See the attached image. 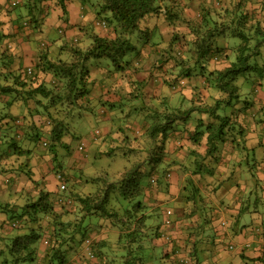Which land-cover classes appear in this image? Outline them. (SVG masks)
<instances>
[{
	"label": "trees",
	"instance_id": "16d2710c",
	"mask_svg": "<svg viewBox=\"0 0 264 264\" xmlns=\"http://www.w3.org/2000/svg\"><path fill=\"white\" fill-rule=\"evenodd\" d=\"M12 1L0 4V177L4 175L0 180V264H145L146 247L157 251L161 259L172 256V264H199L191 261L198 258L193 249L207 229L194 237L190 247L186 235L176 230L172 211H165L164 217L154 212L147 203L152 199L148 194L152 186L167 193L169 174L178 171L181 202L185 209L193 205L186 213L203 212V228H208L207 223L220 216L214 205L216 191L209 194L205 187L215 186L222 176L218 165L223 149L230 146L238 158L231 165L233 175L239 167L252 175L261 167L258 149L261 142L264 146V100L257 98L264 85L257 76L264 77V21L254 19L242 2L79 0V16L88 14L89 19L73 24L71 0ZM193 1L200 5L188 17L185 11ZM8 13L15 15L12 24L36 29V34L53 23L46 24L47 19L58 22L48 26L57 34L53 42L39 38L31 66H24L13 35L4 30L3 15ZM161 22L171 28L169 37L161 33ZM72 28L80 34L69 37L67 29ZM102 59L106 62L100 63ZM139 61L156 70L167 66L165 73L161 69L167 88L191 84L194 95L150 98L146 83L136 81V74L143 73ZM259 65L261 73H255ZM94 66L111 69L108 91L98 97L106 107L102 113L110 116V126L107 133L98 126L82 137L86 129L80 125L77 130L73 122L99 119L102 108L94 107ZM118 78L121 84L115 82ZM201 89L206 90L207 100ZM123 117L128 119L125 126L120 122ZM253 129L261 140L255 146ZM177 133L190 144L184 146L192 158L185 162L168 161L173 153L169 144ZM78 137L79 150L94 142L90 149L95 162L86 152L81 157L73 154L67 167L74 172L66 177L62 164L54 160L61 149L72 152L71 141ZM34 142L45 147V153L39 154L45 157L40 159L48 162L55 176L61 172L73 180L67 193L44 185L40 176L44 161L36 162L37 177L27 171L31 156L38 158L32 154ZM104 157L120 160L111 174L101 163ZM26 176L31 181L42 178L32 181L36 195L28 192V186L23 191L12 189L14 177ZM91 217L104 222L108 231L89 223ZM164 225H171L169 232L160 229ZM225 226L219 219L210 229L218 234ZM190 229L189 235L196 233L195 227ZM111 231L118 235L115 249L125 253L113 257L103 253L101 247L110 242ZM179 249L188 257L177 256Z\"/></svg>",
	"mask_w": 264,
	"mask_h": 264
},
{
	"label": "crops",
	"instance_id": "0c3cea01",
	"mask_svg": "<svg viewBox=\"0 0 264 264\" xmlns=\"http://www.w3.org/2000/svg\"><path fill=\"white\" fill-rule=\"evenodd\" d=\"M6 0H0V4L5 2ZM209 2L213 1L216 5H219L218 2L221 1V5H229L231 3L235 2H242V4L246 5V8L249 10L251 15L254 19H258L260 21H264V0H208ZM189 5L191 7L186 8V15L188 17H192L195 15V11L198 9V5H200L199 1H193L190 2ZM69 12H70V18L73 20V24L77 23H83L85 19H89L88 14H84V17L79 16L80 11H78V6L74 2L69 3ZM17 13V12H16ZM18 14V13H17ZM9 15V13H8ZM4 17V30L7 33H11L13 35V44H17L18 48L20 49V53L23 57V63L24 66H31L33 63L36 62V50L35 47L37 46V42L40 38V36H46L49 31L52 29L48 26L52 27L56 23V20L52 17L47 19V22H53L48 23V25L43 27V32L36 34V36L31 35L30 37L24 33L27 30L23 29V26H19L18 23H13L15 21V15L10 14L9 16ZM83 20V21H82ZM158 20V19H157ZM80 21V22H79ZM82 21V22H81ZM55 22V24H54ZM161 33H164L163 35L166 37H169V32H171V28L167 26V24L161 22L159 24ZM183 31H187L186 28L181 27L180 28ZM32 30V29H30ZM54 30V29H53ZM52 30V31H53ZM67 34L69 37L75 36L77 34V30L74 28L67 29ZM140 66L139 71H143V73L139 72V74H136V81H143V83H146L145 91L149 94L150 98L151 96L158 97H164L167 96L170 99H176L181 96H185L186 98H191L195 91L193 90V87L191 84H181L182 87H178L176 89H169L167 88V83H165V80L163 79L162 75L165 73L166 67L163 66L161 69H163V72L161 69L156 70L151 65H144L141 61L137 64ZM224 65V64H219ZM227 65V63H225ZM108 71V69L103 68L101 69V72ZM108 74V73H107ZM155 74V75H154ZM159 75V76H158ZM109 76V74H108ZM158 76V77H157ZM96 81L100 84V89L105 90L107 92V82L105 81L102 84V80L96 79ZM116 83L121 84V80L118 78L115 80ZM101 85L104 86V89L101 88ZM184 85V86H183ZM259 96L257 98L258 101L264 100V89L259 88ZM202 91V97L203 99H208V94L206 90L201 89ZM107 94V93H106ZM109 94H112L109 93ZM115 97V96H114ZM105 99V97H104ZM106 109V107L103 105V107L99 110L98 108V114L100 115L99 119L93 120L92 122H97L100 120L99 125L102 127L104 125V131L102 130V133H107L109 130V114H106L103 112V110ZM253 137H252V145L255 146L258 144V142H261V140L258 138L255 134V129H253ZM119 134V131L115 132V135ZM256 138V139H255ZM185 140H182V136L180 133H177L172 137L170 146V151L173 153L168 158V161H172L173 158L176 160H179L180 162H185L187 158H192V156L189 154L188 149L186 148L188 145V142H184ZM255 144V145H254ZM88 145L94 146V142L89 143ZM186 147H185V146ZM184 146V147H182ZM190 147V146H188ZM205 149L206 147L203 146ZM202 148V149H203ZM230 146H228L226 149H223L222 152V162L220 165H218V170L222 172V176H219L218 180H216V189L214 188L213 184L209 187H205V190L210 194L211 190L216 191L214 198V205L216 206L217 214H219V219L226 222V226L219 231V233L214 234V232L211 231L210 226H217L218 220L213 219L212 223H207L210 225L208 228H203V222H204V213L203 212H196L193 215H188L186 213V210H190L192 208V203H188L189 206L185 209V204L183 205L182 199L180 198V186H179V179H180V173L176 171L175 173L169 174L171 185L169 187V190L167 193L162 192L160 189H158L156 186H152L150 189V193L148 194L152 199L150 202H147L148 205H150L151 209L160 214L162 217L165 215V211L167 209H170L172 212H174L173 219L175 222L177 221L175 227L176 230L179 231V233H182V235H186L185 239L188 240L187 244L191 247L193 245L194 240L196 238V235L200 233V231H204V234L202 236V239L198 244H195L196 249H193L194 254L197 256L198 254V246L205 245H211L213 246V250L211 251L212 255L217 257H220V259L228 258L225 254L226 248L229 249V245L233 248L232 251L234 255L240 260V262H237L232 256L231 259L236 264H248L246 261L251 262L252 264H264V146L261 142V146H259V159L263 161V163L260 165L261 167L256 169L254 171V175H252L251 172L242 170L240 167L235 168L234 175L230 172L233 163L238 160V158L234 157L233 150H229ZM176 150V151H175ZM46 161V160H45ZM251 162H253V159H250ZM47 162V161H46ZM48 163V162H47ZM44 164V163H42ZM46 165V163H45ZM47 168H44L43 165L41 166V172L43 175V182L44 185L49 188L50 190H57L58 182L56 180L55 172L50 171L49 164L46 166ZM239 169L241 171L239 172ZM230 173L231 178H229ZM13 174V173H12ZM240 175V176H239ZM11 176V175H10ZM239 176V177H238ZM238 177V178H237ZM78 178V177H77ZM76 178V179H77ZM75 179V180H76ZM37 180V178H35ZM20 181H22V178L20 177H14V179L11 182L12 189L14 191H19L25 188V186H21ZM220 183V186H219ZM28 192L32 195L37 194V189L34 190L33 182L31 180L28 181ZM25 190V189H24ZM220 191V192H219ZM214 194L211 192V196ZM178 198V206L175 207L173 204H176L175 202ZM210 198V197H209ZM212 200V199H211ZM213 201V200H212ZM162 204H164V210H162ZM185 206V207H184ZM183 207V208H181ZM263 208V209H262ZM215 214L213 217L215 218ZM218 217V216H217ZM208 218V216H207ZM248 219H252V224H248ZM205 223V222H204ZM185 227L186 230H182L180 228ZM192 227H195L196 233L189 235V232H191ZM203 229V230H202ZM183 231V232H182ZM195 232V231H194ZM188 234V238H187ZM195 237V238H194ZM182 245L185 243V241H181ZM202 250V249H201ZM187 252H185L184 249H179L177 251V256L180 258H187L186 257ZM40 255V254H39ZM42 255V254H41ZM191 257V256H190ZM193 257V256H192ZM170 259H172V256H170L166 260L167 263H169ZM242 259V260H241ZM243 259H247L246 261H243ZM195 260L199 261V258L197 259H191V261L195 262Z\"/></svg>",
	"mask_w": 264,
	"mask_h": 264
},
{
	"label": "rangeland",
	"instance_id": "374dc122",
	"mask_svg": "<svg viewBox=\"0 0 264 264\" xmlns=\"http://www.w3.org/2000/svg\"><path fill=\"white\" fill-rule=\"evenodd\" d=\"M78 1L79 0H71V2H74L76 4H78ZM23 29L24 30H27L28 28L23 27ZM24 33H26V35H28L29 37L31 35L36 36L37 30L36 29L27 30V32L25 31ZM40 37L44 38L49 43L50 41L53 42V40L55 38H57V34H56V31H53V32H48V34H46V36H40ZM103 62L105 63L106 60L105 59H102L100 61V63H103ZM252 62H254L253 59H252ZM252 62H251V64H252ZM260 67L261 66L259 65V67L255 71V73H259V72L261 73ZM105 68H107V67H105ZM110 70L111 69H108V71H110ZM108 71L101 72V70H100V68L98 66H94L92 68L93 78H96L98 80H102L104 78H107L106 79V82H108V80H109L108 74H107ZM257 77L261 79V82L264 85V77H260V76H257ZM104 91L105 90H102L101 91L99 82L98 81H95V86L93 87V90H92L93 95L95 97H97L96 98V101H95V104H94L95 110L98 109V108L103 107V105L99 103L100 99H98V97H99L100 94H105ZM123 107H124L123 110H125L127 108V106H123ZM89 120L88 119L87 120L78 119V121H74L73 122L75 124V127H76L77 130H80V127H81V129H83V128L86 129L83 132L84 135H82V137L87 136V135H85L86 132L94 131L95 128H99L100 127V125H97V123L92 122V118L89 119ZM127 121H128V119L126 117H123L120 120L122 126H125L126 123H127ZM104 129L105 128H104V125H103L100 128V130H103L104 131ZM79 139L80 138L78 137V138H75L73 141H71V148L73 149L72 152H67L64 149H61V150H59L57 152V155L55 157V160L54 161H57V162H59V163L62 164L61 165L62 167L60 168V170H61V172L63 174H65L66 177H68L69 174H73V172H74V170H72L71 168L67 167V166H71L69 164H71L72 161H73L72 160V155L73 154L77 153L78 154V157H81L79 154H81V153H84L85 154V152H86L87 153V156H89V158H92L91 159V162H93V163L95 162V157H94V155L91 152L92 150L90 149V146L91 145L88 146V144H87L85 149L79 150V148H78V146H79L78 144L80 142ZM99 140L100 139L98 138L95 142L97 143ZM22 145H23V142H20V146L21 147H22ZM28 145H30V143ZM34 145H36V146H34L35 147V151H33L32 154L37 155L38 158H34V157L31 156V159H29V161L27 162L28 163V166H27L26 169H27V171H29V173H31V170L34 171V172H32L33 173L32 177H37L38 174L35 176V173H36L35 170H36V167H37L36 166V162H39L40 161V163H42L44 161L43 159H40V157H43L44 158L45 156H40L39 154L40 153H45V147L42 146V144H40V142L39 143L34 142ZM104 158L106 160H103L101 163L102 164H106V170H107V172H109V174L113 173L115 171V169L119 166L120 160L119 159H115V157L114 158H109V159H107V157H104ZM45 163H46V165H45ZM42 165H43L44 168H47L46 167L47 166V162L44 161V164H42ZM80 167L83 168L82 166H80ZM23 169H25V167ZM40 171H41V169H40ZM14 172H15V174H17V170H15ZM61 172H58V173L61 174ZM76 174H77V176H79V173H78L77 170H76ZM40 176L43 178L42 172H41V175ZM65 176L62 175V179L64 180V183H65V189H60L61 190V193H63L64 190L67 193L69 191V188L71 189L70 186H72L73 183H74V182H72L73 181L72 179L66 178ZM3 177H4V175H2L0 177V180L3 181ZM42 178L37 179V181L41 180ZM33 179H35V178H32V181H34ZM2 181H1V183H2ZM28 181H29V179H28L27 176L26 177H23L22 178V181H20L21 186H27L28 185ZM176 199L177 200L175 202H177V203L176 204H173V206H175V207L178 206V198H176ZM161 209L164 210V204H162V208ZM172 214L174 215V212H172ZM172 214H171V216H172ZM251 221H252V219H248V222H249L248 224L251 225L252 224ZM89 223L95 224L97 227H99L101 225L102 231H104V232H107L108 229H109L108 227L105 228V223L102 222L99 218H96V217L89 218ZM170 227H171V225H164V227H161L160 229L169 232L170 231ZM117 236L118 235H115L114 231H111V233H110V237H111L110 242L107 245H105V246L102 245L101 249H102V251H103V253L105 255H108L109 257H111V256L113 257V256H115V254L116 255L117 254L120 255V254L125 253L124 250L121 251V249H119V250L118 249H115V246L114 245H115L116 242L114 240L117 238ZM205 244H203L201 247L200 246L197 247L198 248V250H197L198 251L197 257L199 258V262H200L199 264H236L235 262L232 261L231 256L237 262H240V260L236 257V255H234V253H233V251H232L231 248H229V249L226 248V251H225V254L227 256H229V257L228 258H225V259H220V257H217L216 258V256L212 255L211 251L213 250V246H211V245H205ZM156 254H157V251L151 250L148 247H146L145 248V257H146L145 264H172L170 262L167 263L166 260H164V258L163 259L159 258L158 254H157V256H158V258H157ZM246 260L247 259H243V261H246ZM246 262L248 264H252L251 262H248V261H246Z\"/></svg>",
	"mask_w": 264,
	"mask_h": 264
},
{
	"label": "built area",
	"instance_id": "2783aa9c",
	"mask_svg": "<svg viewBox=\"0 0 264 264\" xmlns=\"http://www.w3.org/2000/svg\"><path fill=\"white\" fill-rule=\"evenodd\" d=\"M12 4H16V0L12 1ZM28 70L30 71V69H28ZM95 132L98 133V130H96ZM56 178L59 181V188L60 189H65V183H64V180L62 179L61 174H57ZM166 212L169 214L170 210H167ZM224 225H225V222H224ZM229 248H231V246H229ZM263 249H264V245H263Z\"/></svg>",
	"mask_w": 264,
	"mask_h": 264
},
{
	"label": "clouds",
	"instance_id": "9594fccd",
	"mask_svg": "<svg viewBox=\"0 0 264 264\" xmlns=\"http://www.w3.org/2000/svg\"><path fill=\"white\" fill-rule=\"evenodd\" d=\"M56 180H57V182H58V187H59V181H58V179L56 178ZM169 210V209H168ZM167 211V210H166ZM225 222V221H224ZM225 225H226V222H225Z\"/></svg>",
	"mask_w": 264,
	"mask_h": 264
}]
</instances>
